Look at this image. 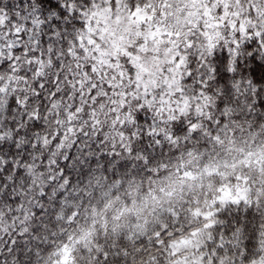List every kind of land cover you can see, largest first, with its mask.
I'll return each instance as SVG.
<instances>
[{"label":"snow or ice","instance_id":"6c2138e0","mask_svg":"<svg viewBox=\"0 0 264 264\" xmlns=\"http://www.w3.org/2000/svg\"><path fill=\"white\" fill-rule=\"evenodd\" d=\"M0 264H264V0H0Z\"/></svg>","mask_w":264,"mask_h":264}]
</instances>
